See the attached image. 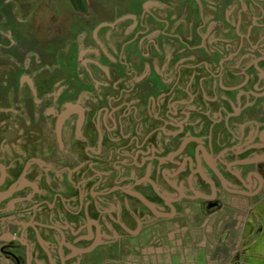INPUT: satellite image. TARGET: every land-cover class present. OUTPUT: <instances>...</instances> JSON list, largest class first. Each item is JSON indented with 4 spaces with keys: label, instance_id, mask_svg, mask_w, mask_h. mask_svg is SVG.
<instances>
[{
    "label": "flooded vegetation",
    "instance_id": "obj_1",
    "mask_svg": "<svg viewBox=\"0 0 264 264\" xmlns=\"http://www.w3.org/2000/svg\"><path fill=\"white\" fill-rule=\"evenodd\" d=\"M257 198L264 0H0V264H207Z\"/></svg>",
    "mask_w": 264,
    "mask_h": 264
},
{
    "label": "crops",
    "instance_id": "obj_2",
    "mask_svg": "<svg viewBox=\"0 0 264 264\" xmlns=\"http://www.w3.org/2000/svg\"><path fill=\"white\" fill-rule=\"evenodd\" d=\"M257 208L253 218L249 220V227L246 229L247 238L241 239L237 247V253L229 251L220 254L207 264H264V198L255 199ZM225 246V245H224ZM96 264H131L115 259L103 260Z\"/></svg>",
    "mask_w": 264,
    "mask_h": 264
}]
</instances>
